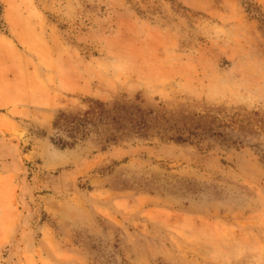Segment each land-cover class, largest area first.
Wrapping results in <instances>:
<instances>
[{"label": "rangeland", "instance_id": "rangeland-1", "mask_svg": "<svg viewBox=\"0 0 264 264\" xmlns=\"http://www.w3.org/2000/svg\"><path fill=\"white\" fill-rule=\"evenodd\" d=\"M0 264H264V0H0Z\"/></svg>", "mask_w": 264, "mask_h": 264}]
</instances>
